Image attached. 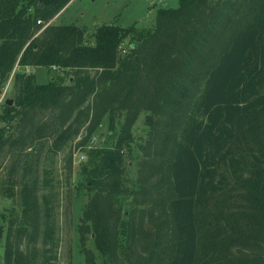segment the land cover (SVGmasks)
<instances>
[{
    "label": "trees",
    "instance_id": "obj_1",
    "mask_svg": "<svg viewBox=\"0 0 264 264\" xmlns=\"http://www.w3.org/2000/svg\"><path fill=\"white\" fill-rule=\"evenodd\" d=\"M71 1L0 0V93L17 66L59 70L48 84L17 73L0 109V160L13 157L0 199L23 207L22 219L1 217L0 264H37L40 239L41 264H56L38 162L50 141L58 152L79 138L85 264H264V0H179L154 26L106 24L94 43L87 29L49 24ZM106 122L115 143L95 148Z\"/></svg>",
    "mask_w": 264,
    "mask_h": 264
},
{
    "label": "rangeland",
    "instance_id": "obj_2",
    "mask_svg": "<svg viewBox=\"0 0 264 264\" xmlns=\"http://www.w3.org/2000/svg\"><path fill=\"white\" fill-rule=\"evenodd\" d=\"M165 5H161V0H72L69 3L64 16L57 21L60 26L76 25L87 29L89 43H94L91 34L98 28L110 24L118 25L122 28H149L155 25L157 9L161 6L177 8L179 0H162ZM26 69V68H25ZM24 71H27V69ZM58 69H47L43 67L33 68L31 73L36 76L38 84H48L58 75ZM15 73L12 74L9 81L5 84L4 90L8 88L7 98L11 99L15 95L14 87L16 83ZM3 90V91H4ZM39 120V118H38ZM9 131L10 125L2 124ZM144 116L141 115L135 128L133 139V155L128 156L127 174L135 182L137 176V156L138 145L145 137ZM77 141L70 142L63 150L54 152L51 150L52 141L45 147L39 165V176L41 182L47 183V187L42 193L47 195L52 202L49 210L50 220L55 224V238L58 245L52 249L53 252L47 254V257L57 256V260H52L56 264H85V256L82 253L80 242L79 226L83 217V211L89 201L88 191L85 189V179L81 175L84 167H89L90 157L85 149L78 148ZM44 143V142H43ZM115 139L110 136L108 123L101 126L91 140V145L95 148L104 146H113ZM38 146V145H37ZM40 149V148H39ZM73 153V169L70 174L67 168V159ZM11 155L0 160V178L5 179L8 176L10 165L12 164ZM8 169V170H7ZM22 173V171H21ZM222 199V200H221ZM218 199L215 208L220 207L225 198ZM236 200H240L236 199ZM234 201L226 202L227 206H234ZM20 199H0V225H5V235L0 242V261H3L5 255V240L9 223L4 222L2 216L23 217V207ZM26 242L24 243V246ZM89 248L95 249L92 240L88 243ZM37 264H41L44 258L45 248L41 239L38 242ZM51 248H48V250Z\"/></svg>",
    "mask_w": 264,
    "mask_h": 264
},
{
    "label": "crops",
    "instance_id": "obj_3",
    "mask_svg": "<svg viewBox=\"0 0 264 264\" xmlns=\"http://www.w3.org/2000/svg\"><path fill=\"white\" fill-rule=\"evenodd\" d=\"M71 3V2H70ZM161 5H165V2L164 1H162L161 0ZM69 5V4H68ZM68 5L66 6V8H64V10H62V12L60 13V14H58L51 22H50V24H52V25H58L57 24V21L60 19V18H62V16H64V13H65V11H66V9H67V7H68ZM27 69V71H24V69H21L19 66H17L16 68H15V70H14V73L15 74H17V73H20V72H22V73H26V74H30L31 72H32V69L33 68H26ZM25 69V70H26Z\"/></svg>",
    "mask_w": 264,
    "mask_h": 264
},
{
    "label": "built area",
    "instance_id": "obj_4",
    "mask_svg": "<svg viewBox=\"0 0 264 264\" xmlns=\"http://www.w3.org/2000/svg\"><path fill=\"white\" fill-rule=\"evenodd\" d=\"M39 24H41V21L39 22ZM7 94H8V88L6 90H4L2 93H0V109H1L2 104L5 102V100L7 98Z\"/></svg>",
    "mask_w": 264,
    "mask_h": 264
},
{
    "label": "water",
    "instance_id": "obj_5",
    "mask_svg": "<svg viewBox=\"0 0 264 264\" xmlns=\"http://www.w3.org/2000/svg\"><path fill=\"white\" fill-rule=\"evenodd\" d=\"M9 105H13V101L12 100H8L7 102Z\"/></svg>",
    "mask_w": 264,
    "mask_h": 264
}]
</instances>
